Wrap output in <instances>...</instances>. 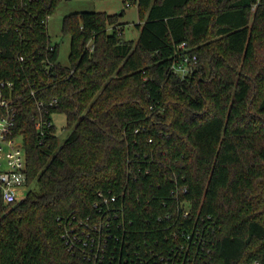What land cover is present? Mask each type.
Wrapping results in <instances>:
<instances>
[{
    "label": "trees",
    "instance_id": "1",
    "mask_svg": "<svg viewBox=\"0 0 264 264\" xmlns=\"http://www.w3.org/2000/svg\"><path fill=\"white\" fill-rule=\"evenodd\" d=\"M59 2L0 0V100L17 105L38 184L0 200V264H87L63 222L90 214L100 190L117 195L144 249L168 254L182 239L169 225L180 233L189 208L190 264H264V0H133L136 40L124 10L74 11L69 65L48 31ZM184 41L199 55L186 77L170 68ZM56 111L71 129L63 143Z\"/></svg>",
    "mask_w": 264,
    "mask_h": 264
},
{
    "label": "built area",
    "instance_id": "2",
    "mask_svg": "<svg viewBox=\"0 0 264 264\" xmlns=\"http://www.w3.org/2000/svg\"><path fill=\"white\" fill-rule=\"evenodd\" d=\"M132 1L126 0L125 3L131 5ZM198 62V53L184 41L179 45L170 68L173 73L186 77L195 73ZM1 84L4 85V82ZM37 103L40 106L45 104L42 100H37ZM57 103V98L50 100L48 107L37 117L36 126L41 135L45 133L44 126L52 123L43 114L49 106ZM0 105L5 109L0 114V200L11 205L24 198L28 191L27 154L23 136L15 130L18 115L16 103L13 99L2 97ZM98 195L90 214H74L63 222L62 237L67 248L81 255L87 264H190L192 233L185 226L191 212L189 208L182 211L183 229L180 233L169 225L170 233L175 238L181 236V241L171 247L168 254H159L156 246L144 249L130 238L128 223L131 221L127 219L122 205L118 204L117 195L102 190ZM167 218L171 220V215L167 214ZM193 241L201 243V238ZM251 264L263 263L255 259Z\"/></svg>",
    "mask_w": 264,
    "mask_h": 264
},
{
    "label": "rangeland",
    "instance_id": "3",
    "mask_svg": "<svg viewBox=\"0 0 264 264\" xmlns=\"http://www.w3.org/2000/svg\"><path fill=\"white\" fill-rule=\"evenodd\" d=\"M108 11L110 13H120L124 10V14L120 16V26L123 29L126 39H137L141 28L137 25L141 22L139 15V7L136 2L126 5L124 0H60L55 10L49 16L48 31L53 43H59V61L63 65H69L71 35L63 30V20L65 15L74 11ZM52 120L56 126V134L59 143H63L69 135L71 129L67 127V116L64 112H53ZM34 183L29 187H37Z\"/></svg>",
    "mask_w": 264,
    "mask_h": 264
}]
</instances>
